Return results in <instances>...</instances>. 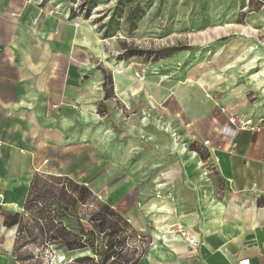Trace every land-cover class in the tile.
Returning <instances> with one entry per match:
<instances>
[{"label": "crops", "instance_id": "crops-1", "mask_svg": "<svg viewBox=\"0 0 264 264\" xmlns=\"http://www.w3.org/2000/svg\"><path fill=\"white\" fill-rule=\"evenodd\" d=\"M244 1L238 16L247 11L248 26L262 30L264 0ZM60 3L0 0V264H21L14 252L18 227H6L4 215L28 216L36 175L39 184L49 182V176L77 184L76 190L70 188L73 192L66 189L75 201L84 186L89 192H82L80 210L90 214V201L97 200L127 222V236L146 238L135 264H239L243 259L264 264V120L259 104L248 107L247 97L238 101L235 93L229 94L223 117L196 118L185 106L171 107L195 117L191 144L207 154L205 160L193 151L165 161L162 195L155 187L138 185L144 177L138 169L127 173L130 187L92 188L78 181V169L89 182L105 177L101 171L91 175L85 164L92 143L107 145L92 140V132L104 129L102 105L107 111L114 108H108L105 71L95 70L108 45L88 26L75 28L73 20L59 16L69 14ZM231 117L240 122L231 124ZM249 120L259 128H240ZM227 126L235 130L231 136L223 131ZM76 145L88 147L85 162L60 171L58 163H69ZM124 190L119 199L107 196ZM100 210L97 204L93 211ZM180 229L197 239L196 248L188 246ZM86 257L93 258L88 249H61L50 264H76Z\"/></svg>", "mask_w": 264, "mask_h": 264}, {"label": "rangeland", "instance_id": "rangeland-1", "mask_svg": "<svg viewBox=\"0 0 264 264\" xmlns=\"http://www.w3.org/2000/svg\"><path fill=\"white\" fill-rule=\"evenodd\" d=\"M59 1L60 9L69 13L59 16L73 20L75 28L88 26L108 45L106 55L95 61V70L105 71L108 108H114L107 111L102 105L107 114L101 127L104 129L92 132V140H104L107 145L92 143L89 162L85 164L91 175L101 171L105 177H93L89 182L78 169L79 182L85 181L92 188L130 187L132 181L127 173L138 169L144 176L138 185L155 187L162 195L165 180L160 173L165 161L193 152L191 142L196 140L195 117L179 110L174 113L171 107L185 106L196 118L205 114L223 117L226 100L235 93L238 101L248 98V107L259 104L264 120V28L255 31L249 27L245 21L247 11L238 16L244 0H49L53 5ZM126 48L147 52L148 59L125 58ZM169 48L176 51L156 59ZM194 148L206 157L205 149L196 143ZM73 150L76 156L69 163H58L60 171H70L85 162L88 147L76 145ZM55 188V192L38 188L32 197L35 204L28 209V216L22 217L14 248L21 264H50L56 257L50 248V224L43 231L36 220L41 215L56 216L66 224L60 229L78 234L79 224L86 226L94 213L97 200L91 199L89 214L88 210H80L75 199L60 187ZM124 192L112 191L107 196L119 199ZM59 199L64 201L62 208H70L68 216L52 208ZM85 230L90 228L86 226ZM105 242L101 238L97 242V254H93L96 260L108 251ZM56 244L58 248L64 246L61 241ZM129 250L128 256L134 259V250L125 247L112 249L111 254Z\"/></svg>", "mask_w": 264, "mask_h": 264}, {"label": "trees", "instance_id": "trees-1", "mask_svg": "<svg viewBox=\"0 0 264 264\" xmlns=\"http://www.w3.org/2000/svg\"><path fill=\"white\" fill-rule=\"evenodd\" d=\"M174 51H176V48H169L163 50L156 59H161V58H166L169 57ZM151 53V52H150ZM125 58H133V57H144L148 59L149 53L143 52L141 50L137 49H131V48H126L125 49ZM104 73V72H103ZM105 78L106 75L104 74ZM108 81V80H107ZM104 83V88L105 84ZM106 98H109V96L106 94ZM191 150L198 153L199 152L194 148V145H192ZM199 156L205 160L206 157ZM47 179H49V182L44 180V183L39 184V177L38 175L34 176V179L32 181V187L30 189V193L28 196L27 200V206L26 210L30 209V206L32 204H35V201H32V197L35 195L34 192L38 193V188H42L43 190L46 191V189H50L49 191H56L55 187H60L62 192H64L67 195L66 189L71 191L70 188H74L72 190H76L75 188L78 187L77 184L70 182L67 178L65 177H54V176H49ZM80 191L78 200H76V203L83 202V191H88L87 188L84 186ZM43 192V191H42ZM73 192V191H71ZM41 193V192H40ZM72 197V195H70ZM59 198V197H58ZM63 200L59 199L56 201L57 205H54L57 207L55 208L56 211L60 210L64 215L68 216V213L70 211V208H62L64 206ZM98 205H100L101 210L100 211H95L94 213L90 214V219L87 220L86 226L90 228V230H85V225L79 224V232L76 234L75 232H66L69 230H65V232L59 228L60 227H66V224H62L63 220H59L56 216H50V218H46V222L40 223V226L42 227L43 231L45 230V226L50 224L48 227L52 228L51 233L53 235L52 239V244L54 247H57V241H61L64 246L62 248H58V250H65V252H74L78 250H84L88 249L93 258H77L75 260L76 264H83L84 262H91V264H135L136 259H130L128 254L130 253H124V252H115L111 254L112 249H123L124 247L126 248V244L128 241V236H127V229L126 225L127 222H124L120 219V217L109 208V206L105 205L104 203H100L99 201L96 202ZM61 207V208H59ZM5 226L8 228L17 226L18 230L20 229L21 226V220L23 216L20 215H11V214H5ZM45 218V217H44ZM80 222L82 220L80 219ZM65 223H68V220H65ZM62 232H64L66 235L62 236ZM71 233V234H70ZM86 238V239H85ZM104 239L105 242V248L108 250L103 254H100V260H96V256L94 257V253H96V244L99 241V239ZM85 239V240H84ZM97 254V253H96ZM96 261V262H94Z\"/></svg>", "mask_w": 264, "mask_h": 264}, {"label": "built area", "instance_id": "built-area-1", "mask_svg": "<svg viewBox=\"0 0 264 264\" xmlns=\"http://www.w3.org/2000/svg\"><path fill=\"white\" fill-rule=\"evenodd\" d=\"M78 1L80 3H84L85 0H78ZM229 122L234 125H236L237 123L235 117H231ZM245 127H251L254 130H257L259 128L257 126H254L253 122L250 120L240 125V128H245ZM223 131L229 136H231L235 132V130H233L231 127L228 126L225 127ZM178 232L180 236L187 242L188 246H190L191 248H196L198 246L197 239L188 230L180 229ZM146 244H147L146 238H143L141 235H138L136 236V238H134L132 234H129L126 248L133 249L135 252V259H137L139 256L142 255L144 249L146 248ZM50 248L52 249L53 253L56 256L57 250L54 249V245H50ZM239 264H251V263L249 259H243L239 262Z\"/></svg>", "mask_w": 264, "mask_h": 264}]
</instances>
